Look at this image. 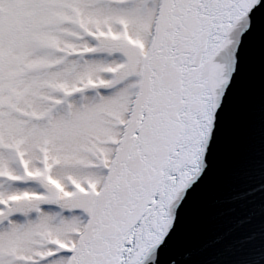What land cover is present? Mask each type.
<instances>
[{
    "label": "snow or ice",
    "instance_id": "1",
    "mask_svg": "<svg viewBox=\"0 0 264 264\" xmlns=\"http://www.w3.org/2000/svg\"><path fill=\"white\" fill-rule=\"evenodd\" d=\"M0 264H264V0H0Z\"/></svg>",
    "mask_w": 264,
    "mask_h": 264
}]
</instances>
